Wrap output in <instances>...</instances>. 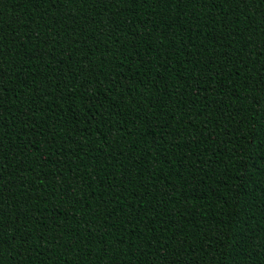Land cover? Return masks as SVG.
Here are the masks:
<instances>
[{"label":"trees","instance_id":"trees-1","mask_svg":"<svg viewBox=\"0 0 264 264\" xmlns=\"http://www.w3.org/2000/svg\"><path fill=\"white\" fill-rule=\"evenodd\" d=\"M0 264H264V0H0Z\"/></svg>","mask_w":264,"mask_h":264}]
</instances>
